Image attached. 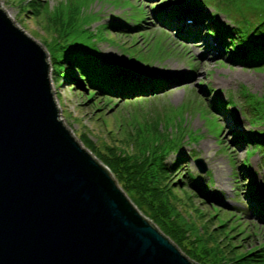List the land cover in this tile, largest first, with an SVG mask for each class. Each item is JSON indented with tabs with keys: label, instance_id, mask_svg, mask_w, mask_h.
<instances>
[{
	"label": "rangeland",
	"instance_id": "374dc122",
	"mask_svg": "<svg viewBox=\"0 0 264 264\" xmlns=\"http://www.w3.org/2000/svg\"><path fill=\"white\" fill-rule=\"evenodd\" d=\"M30 1H35L36 5L42 1L49 8L59 3L63 7H79L82 11L79 23L84 24L85 29L79 35V41L91 56L100 57L95 60L99 67L114 66L123 73L119 67L125 65L126 74L138 81L148 83L153 78L164 80V91L161 93L155 94L152 87L145 86L144 90L148 93L144 97L130 91L127 100L118 96L112 98L110 106L104 108L106 119L113 124L112 128L108 123L109 128L117 131L121 122L128 123L138 114L148 117L158 115L161 118L170 111L172 121H169V127L174 129L172 137H175V122L184 120L185 141L179 149L184 161L173 177L174 182L180 181L179 187L183 189L187 173L193 174L202 187L203 195L210 200L209 204L224 211L212 213L216 214L217 223L228 220V227L239 225L237 231L240 238L251 234L244 247L260 246L264 242V216L257 206L259 203L264 206V152L254 148V154L246 158V151L253 148L240 135L264 130V66L250 67L244 64L245 61L238 63L228 60L237 54L244 56L242 48L232 55L230 50L223 51L218 45L219 56L216 57L205 31L207 16L217 12L214 7H256L257 0H204L207 5L203 0H0V8L6 15L11 14L7 17L40 45L47 55L50 87L59 109V119L82 145L80 133L86 134L97 145V139L106 137L107 130L97 121L99 112H95L92 103L86 100L89 88L86 84L77 86L76 80L62 81L60 87L54 85L50 58L53 41L49 42L51 36L45 32L42 18L36 19L32 9L26 11L25 7ZM200 3L204 6H196ZM185 5L189 7L188 14L182 12ZM172 9L176 10L177 21L171 22V26L164 25L154 14L157 10L166 15L165 11ZM180 13L186 19L188 16L196 19L203 14L204 22L196 26L186 25L184 20L178 18ZM216 14L217 20L226 25L232 24L229 19L238 21L244 36L256 24L254 18L248 15L242 20L237 16L230 18L224 13ZM138 17L143 19L139 21ZM109 22L125 28L107 30L103 24ZM136 27L140 29L128 30ZM76 78L79 80L78 75ZM242 86L245 88L243 93ZM248 93L252 96L248 97ZM228 98H232V106L226 110L217 106ZM97 99L107 101L101 95H97ZM210 103L217 110L210 109ZM189 137L195 138L196 142H189ZM175 157V154H171L165 163L170 164ZM196 158L206 162L208 171L205 175L197 172L194 166ZM247 167L256 173V179L250 185L242 175ZM248 186L253 188L251 193ZM184 190L190 192L188 187ZM179 195L185 200L182 193ZM202 199L193 196L194 205L208 213L211 207L201 203ZM190 214L194 220V213ZM257 229L260 232L254 236L253 231L257 233Z\"/></svg>",
	"mask_w": 264,
	"mask_h": 264
},
{
	"label": "water",
	"instance_id": "95a60500",
	"mask_svg": "<svg viewBox=\"0 0 264 264\" xmlns=\"http://www.w3.org/2000/svg\"><path fill=\"white\" fill-rule=\"evenodd\" d=\"M48 72L0 8V264H199L59 119Z\"/></svg>",
	"mask_w": 264,
	"mask_h": 264
},
{
	"label": "trees",
	"instance_id": "16d2710c",
	"mask_svg": "<svg viewBox=\"0 0 264 264\" xmlns=\"http://www.w3.org/2000/svg\"><path fill=\"white\" fill-rule=\"evenodd\" d=\"M204 3L207 2L204 1ZM200 5L202 4H198ZM25 8H27L26 11L32 9L36 19L42 18L44 30L51 36L49 42L53 41L50 58L54 85L60 87L62 81L72 82V80H76L77 86L80 87L86 84L89 88L86 100L92 103L95 112H99L97 121H100L102 127L107 130L106 137L97 139V145L84 133H80L79 138L83 145L108 168L118 185L140 212L196 263L264 264V242L250 249L244 247V242L250 238L251 234L240 238V232L237 231L239 225L228 227V220L217 223V216L212 213L224 211L209 204L210 200L203 195L202 187L193 174L187 173L183 189L179 187L180 181L174 182L173 177L180 171L184 161V157L179 154V149L185 141L184 120L178 119L175 122V137H172L174 129L169 127V121H172L170 111L161 117L162 120L158 115L148 117L138 114L128 123L121 122L120 129L117 131L112 129L113 124L106 119L104 108L110 106L112 98L118 96L127 100L130 97L128 94L130 91L144 97L148 93L144 90L145 86L152 87L155 94L161 93L164 91V80L153 78L148 83L138 81L126 74L127 66L125 65V67H119L123 73L118 72L117 67L114 66L99 67L95 60H99L100 57L91 56L87 48L79 41V35L85 31L84 24L79 23V16L82 13L79 7H63L62 3H59L49 8L42 1L38 5L35 1H30ZM214 8L217 12L213 14L212 23L209 17L207 18L206 31L216 34L226 50L228 48L226 40H228L232 53L238 48L243 49L244 56L237 55L233 61L239 63L245 61L244 64L250 67L264 66V0H257L256 7ZM218 12L227 14L230 18L237 16L242 20H245L244 18L248 15L254 18L256 24L251 32L244 36L240 25L237 24L238 21L229 19L235 25L233 27L226 25L217 20ZM170 15L169 12L168 17ZM162 16L160 14L158 18ZM137 19L141 21L143 18ZM103 25L107 30L125 28L123 25L112 22ZM139 29L140 27H136L128 30L138 31ZM76 75L79 76V80ZM241 88L243 93L245 88L244 86ZM97 95H101L107 101L98 100ZM247 96L252 95L248 93ZM232 105V98H230L217 106L226 110ZM209 107L217 110L212 103ZM108 123L112 128H109ZM240 136L253 148L246 151V158L254 154V148L264 152V130L248 132ZM192 140L196 142L195 138H188L189 142ZM171 154H175L176 157L170 164H166L165 160ZM243 162L245 165L247 159ZM242 175L249 185L256 179V173L248 167ZM185 187H188L190 192L184 190ZM252 190L251 187L250 192ZM179 193L184 195L185 200L179 197ZM193 196L202 197L201 203L209 204L211 211L205 213L195 206ZM190 212L194 213V220L190 217ZM232 215L236 216L234 213ZM259 232V229L257 233L253 231L254 236Z\"/></svg>",
	"mask_w": 264,
	"mask_h": 264
},
{
	"label": "bare ground",
	"instance_id": "6f19581e",
	"mask_svg": "<svg viewBox=\"0 0 264 264\" xmlns=\"http://www.w3.org/2000/svg\"><path fill=\"white\" fill-rule=\"evenodd\" d=\"M7 13H8V12H7ZM10 15H11V14H10ZM10 15L7 14V16H9V17H10ZM181 25H182V24H181ZM180 27H181V26H180Z\"/></svg>",
	"mask_w": 264,
	"mask_h": 264
}]
</instances>
